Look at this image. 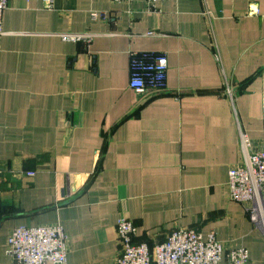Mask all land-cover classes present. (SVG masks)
<instances>
[{
  "label": "crops",
  "instance_id": "0c3cea01",
  "mask_svg": "<svg viewBox=\"0 0 264 264\" xmlns=\"http://www.w3.org/2000/svg\"><path fill=\"white\" fill-rule=\"evenodd\" d=\"M45 1L3 16L0 264L14 229L50 225L69 264H116L122 219L150 249L189 228L264 264L229 185L264 143V0ZM134 55L167 59L163 90L130 89Z\"/></svg>",
  "mask_w": 264,
  "mask_h": 264
},
{
  "label": "built area",
  "instance_id": "2783aa9c",
  "mask_svg": "<svg viewBox=\"0 0 264 264\" xmlns=\"http://www.w3.org/2000/svg\"><path fill=\"white\" fill-rule=\"evenodd\" d=\"M9 1L0 0V36L4 33L3 16ZM123 1L145 2L155 8L160 2L177 0H112L114 3ZM45 2L51 7L52 1ZM72 37L74 41L84 39L80 35ZM131 66L133 72L129 87L132 91L147 93L164 89L168 69L165 57L134 55ZM247 154L243 165L229 171L231 199L247 205L254 218L264 223V143L259 151ZM27 175L34 176L33 173ZM117 235L120 250L116 264H222L224 261L227 264H254L247 249L226 248L214 233L204 239L194 229L177 228L163 243L150 249L147 244L134 242L136 226L122 219L117 225ZM7 252L15 264H69L67 235L60 225L14 229L8 238Z\"/></svg>",
  "mask_w": 264,
  "mask_h": 264
},
{
  "label": "trees",
  "instance_id": "16d2710c",
  "mask_svg": "<svg viewBox=\"0 0 264 264\" xmlns=\"http://www.w3.org/2000/svg\"><path fill=\"white\" fill-rule=\"evenodd\" d=\"M134 242L137 243V242L135 241V239H134Z\"/></svg>",
  "mask_w": 264,
  "mask_h": 264
}]
</instances>
